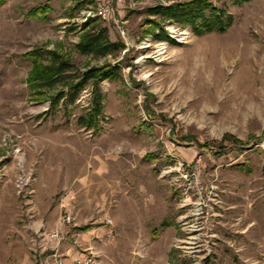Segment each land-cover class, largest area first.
<instances>
[{
  "label": "rangeland",
  "instance_id": "obj_1",
  "mask_svg": "<svg viewBox=\"0 0 264 264\" xmlns=\"http://www.w3.org/2000/svg\"><path fill=\"white\" fill-rule=\"evenodd\" d=\"M176 1L185 0L0 4V264L49 259L66 213L83 232V248L59 245L68 262L93 247L98 264H264V0H212L234 23L201 35L148 11ZM45 4L47 20L29 16ZM90 18L124 48L80 53ZM152 19L174 40L148 33ZM35 47L61 51L77 76L121 66L120 78L99 83L100 131L78 123L92 82L68 106L61 83L34 97L23 55ZM59 89L66 95L52 107Z\"/></svg>",
  "mask_w": 264,
  "mask_h": 264
},
{
  "label": "trees",
  "instance_id": "obj_2",
  "mask_svg": "<svg viewBox=\"0 0 264 264\" xmlns=\"http://www.w3.org/2000/svg\"><path fill=\"white\" fill-rule=\"evenodd\" d=\"M4 0H0V4ZM235 3H246L251 0H232ZM52 7L49 4L41 5L30 9L29 16L41 20H47ZM150 14L160 16L163 21L176 22L182 26H190L195 34L201 35L211 32H225L234 23V16L225 8L217 6L212 0H185L176 1L169 4H157L151 6ZM154 23V28L148 33L154 34L158 40L173 41L166 29L162 27V22L156 19L150 21ZM93 18L83 23V33L77 43V49L85 55L107 56L122 50L125 44L121 41H113L109 37L106 26H92ZM158 28V29H157ZM48 55V61H44ZM24 57L32 59V68L27 81L34 97L45 99L48 90L54 88L59 83L66 85L68 92L65 105L75 103L81 90L89 83L95 86L91 107L84 114L78 117V123L87 128L100 131L102 128L100 116L104 113L103 94L99 88V83L106 78H120L121 66L109 63L104 66H92L80 72L77 76L73 73L74 64L61 51L57 49L46 50L43 47L24 53ZM65 90L59 89L57 93L51 95L52 107H56L65 96ZM243 144L244 141L237 137H226V140ZM87 230L88 227H83Z\"/></svg>",
  "mask_w": 264,
  "mask_h": 264
},
{
  "label": "built area",
  "instance_id": "obj_3",
  "mask_svg": "<svg viewBox=\"0 0 264 264\" xmlns=\"http://www.w3.org/2000/svg\"><path fill=\"white\" fill-rule=\"evenodd\" d=\"M108 11V8L100 6L97 14L105 17L108 14ZM90 15L91 11L86 14L85 19ZM176 167L180 174L186 178L189 177L190 167L186 161L179 160ZM68 227L71 229L67 230ZM69 233L71 234L70 236H68ZM82 235L83 232L77 227L74 216L71 213L64 214L54 231L49 236L50 241L54 242L50 258L43 261L41 264H98L96 251L93 247L86 248L85 251L78 254L71 262L66 260V255L64 256L59 253V245L66 239H71L74 246L83 248Z\"/></svg>",
  "mask_w": 264,
  "mask_h": 264
},
{
  "label": "crops",
  "instance_id": "obj_4",
  "mask_svg": "<svg viewBox=\"0 0 264 264\" xmlns=\"http://www.w3.org/2000/svg\"><path fill=\"white\" fill-rule=\"evenodd\" d=\"M66 256H69V253L68 254H66ZM73 260V258L71 259V261Z\"/></svg>",
  "mask_w": 264,
  "mask_h": 264
}]
</instances>
